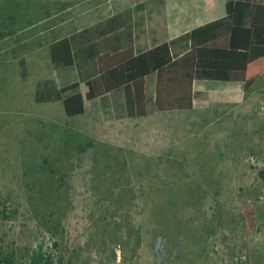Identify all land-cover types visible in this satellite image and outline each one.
<instances>
[{
    "label": "rangeland",
    "instance_id": "1",
    "mask_svg": "<svg viewBox=\"0 0 264 264\" xmlns=\"http://www.w3.org/2000/svg\"><path fill=\"white\" fill-rule=\"evenodd\" d=\"M123 1L0 0V259L28 264L58 242L59 264H264V76L231 98L211 89L229 84L200 82L192 111L164 114L150 76L146 118L122 121L125 107L97 100L65 114L58 88L79 81L62 98L85 94L94 69L84 56L79 71L55 70L48 47L67 30L50 26L69 6ZM193 1L197 27L204 0H146L138 26H170L146 47L184 31L172 11Z\"/></svg>",
    "mask_w": 264,
    "mask_h": 264
},
{
    "label": "trees",
    "instance_id": "2",
    "mask_svg": "<svg viewBox=\"0 0 264 264\" xmlns=\"http://www.w3.org/2000/svg\"><path fill=\"white\" fill-rule=\"evenodd\" d=\"M206 23L143 53L134 52L132 11L109 18L104 24L64 37L49 45L55 70L81 67L82 57L96 59V74L85 80V94H63L80 88L79 81L59 90L65 114L85 113L86 101L120 93L127 115L145 117L150 101L146 80L155 75L153 103L160 112L191 111L194 83H240L249 92L264 76V0H204ZM83 61V60H82ZM80 62V63H79ZM124 94V95H123ZM264 179V169L260 171ZM44 245L31 254L28 264H59V243ZM0 264H25L5 256Z\"/></svg>",
    "mask_w": 264,
    "mask_h": 264
},
{
    "label": "crops",
    "instance_id": "3",
    "mask_svg": "<svg viewBox=\"0 0 264 264\" xmlns=\"http://www.w3.org/2000/svg\"><path fill=\"white\" fill-rule=\"evenodd\" d=\"M145 1L146 0H134V1H128V2L123 1L121 3H118L117 8H115L113 10L109 9V6H107L106 4L102 5V6L97 5L98 7L95 10H92V12L85 11L84 9H80V10H78V12H76L73 10L72 6H69L66 10L62 11L61 15H63V14L65 15L64 19H62V21H61L62 23L55 25V26H52L50 24L51 25L50 27H51V30L52 29H60V30L66 29L67 30L65 34H62L60 38L56 39V40H59V39H62L64 37H71L74 34H79L80 32H82L86 29H90V28H93L95 26H98L99 24H104L109 18H111L117 14H120L124 11L131 10L132 16H133L134 52H135V54H140V53H143V52L153 48V47H151V48L146 47L148 44H150V43H148V39L150 37L153 38L154 34H156L159 30H163V29L165 30L167 27H170V26L166 27L164 23L158 24L157 22H154L153 20H152L153 22L149 21L148 22L149 24L145 25V27H143L142 25L138 26L139 21H138L137 14L144 12L145 8H142V6L144 5ZM178 7H180V8H178ZM205 8H206V6H205ZM198 9H199V7L197 6L195 1H193V3L191 2L189 8H186L184 10L181 9V6L174 7L172 12L174 14L176 13V18L174 17L176 21H175V23H173L174 24L173 27L179 28V30H180V28L185 26L186 29H184V31H181L179 33L173 34L172 37L165 42H168L174 38H177V37L189 32V31H191L192 29L196 28V27L189 26L190 23H188V22H190L191 20H194V18H198L197 17L198 16ZM200 9L202 10V13H204L203 8H200ZM206 14H207V8H206ZM54 18H55L54 16L46 17L44 22L49 24L50 21H52ZM140 18H143L142 15L140 16ZM202 20L203 21H199L198 26L206 23L208 20V16H206V18H203ZM162 43H164V42L157 43V45H160ZM157 45H155V46H157ZM139 46H144V48H142L140 50L138 48ZM96 59H97V57H93V59L91 60L92 61V68L94 69V74H92V75L96 74ZM85 60H86V58L84 59V61ZM72 68H76L79 71V68L77 66L72 67ZM153 76H155V75H153ZM155 82H156V76H155ZM200 82H209V81H196L194 83V107L196 104L197 96L204 93V91L206 89L205 84H201ZM211 82H213V81H211ZM214 83H220V82H214ZM71 84H69V85H71ZM220 84H229V85L227 87H222V88L211 87V89H214L215 93L217 92L218 94L223 95V96H224V94H227L230 96V98L232 96L236 95V93H238V92H235V89L237 90V88H235V86L242 85L240 83H220ZM66 86H68V85H66ZM66 86H64V87H66ZM146 87H147V80H146ZM61 88H63V87H61ZM60 89L58 88V90H60ZM146 90H147V88H146ZM243 90H244V88H243ZM154 92H155V87H154L153 93ZM111 95H113V94L105 95V96H102L100 98L94 99L92 101L97 100V101H99L98 104H121L122 108H124V104H125L124 98H123L124 96L122 97V100L118 101V102H112V101L102 102V100H100L101 98L109 97ZM39 101H40V99L38 98V91H37L36 92V103H39ZM225 101H227V100H225ZM41 102H43V101H41ZM217 103L223 104V102H221V101H219ZM204 104H206V103H204ZM194 107H193V109H194ZM85 110H86V103H85ZM158 112H160V111H158ZM172 112H183V111H172ZM172 112H160V113L164 114V113H172ZM146 117L147 116L141 117V118H133V117H129L127 115V113H123V115H121L120 119H122V121H124V120H132V119H143ZM170 138L171 137H168L167 140L169 141Z\"/></svg>",
    "mask_w": 264,
    "mask_h": 264
}]
</instances>
